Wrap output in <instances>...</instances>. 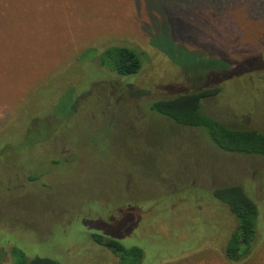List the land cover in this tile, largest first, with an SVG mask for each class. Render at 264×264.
I'll use <instances>...</instances> for the list:
<instances>
[{
    "label": "rangeland",
    "instance_id": "374dc122",
    "mask_svg": "<svg viewBox=\"0 0 264 264\" xmlns=\"http://www.w3.org/2000/svg\"><path fill=\"white\" fill-rule=\"evenodd\" d=\"M150 3L0 0V264H14L11 248L27 260L117 264L91 234L140 248L141 264H264V157L223 153L201 129L148 109L218 78L202 112L264 133V67L214 76L223 58L234 65L233 28L264 56V12L209 18L227 45L216 53L214 40L175 44L158 15L146 18L142 7H159ZM122 44L141 52L135 75L98 65L102 48ZM232 185L259 211L258 241L239 263L223 253L234 220L211 196Z\"/></svg>",
    "mask_w": 264,
    "mask_h": 264
},
{
    "label": "trees",
    "instance_id": "16d2710c",
    "mask_svg": "<svg viewBox=\"0 0 264 264\" xmlns=\"http://www.w3.org/2000/svg\"><path fill=\"white\" fill-rule=\"evenodd\" d=\"M138 1L140 0H135ZM145 1L150 3V0ZM158 2V8L144 6L143 12L150 23L158 15L164 22L158 23L164 25L166 37L171 38L181 48H184V44H195L197 48L207 49L212 47L210 42L214 38L222 40L219 30L210 24L211 17L226 21L225 16L231 9H240L247 10L249 17L255 19L264 12V0H158ZM137 8L139 9L138 5ZM224 27L227 26L224 24ZM149 30L150 27L144 31L148 33ZM231 32L233 35L228 43L231 46H228L232 48L229 54L234 65L231 67L224 65L223 61L226 58H223V61H219L223 70L215 72L214 76H233L232 72L240 74L256 70L257 67L263 68L264 56H255L247 52L244 49L246 46L239 42V33L236 29L233 28ZM214 43L215 46L212 48L216 53L227 47L225 41L214 40ZM262 43L260 46L264 48V41ZM98 65L116 75L131 76L140 70L142 55L137 48L126 44L109 45L98 52ZM219 82L218 78H214L195 90L152 101L148 109L176 125L201 129L212 146L223 153L264 157V133L254 129L229 127L202 112L201 101L220 92V88L216 86ZM211 196L225 207L235 223L223 248L224 257L231 263L242 262L250 256L258 241L259 211L255 201L235 185L215 188ZM91 238L96 244L107 249L116 258L117 264L142 263L143 252L138 247H123L117 240L97 234H91ZM10 254L14 264H58L49 259L27 260L16 248H11Z\"/></svg>",
    "mask_w": 264,
    "mask_h": 264
}]
</instances>
